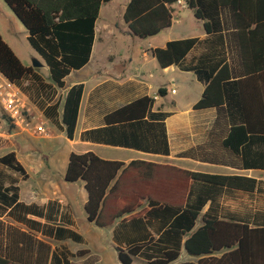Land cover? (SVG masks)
Segmentation results:
<instances>
[{
	"label": "trees",
	"instance_id": "1",
	"mask_svg": "<svg viewBox=\"0 0 264 264\" xmlns=\"http://www.w3.org/2000/svg\"><path fill=\"white\" fill-rule=\"evenodd\" d=\"M4 1L25 25L27 39L48 67L50 81L37 68L26 66L1 33L0 70L52 124L74 138L84 85L69 88L63 102L57 98L58 90L65 87V78L73 69L83 67L90 60L100 8L103 2L110 0ZM178 1L130 0L124 17L132 33L152 36L172 24L173 4ZM184 2L198 18L208 19L206 27L211 32L213 24L219 20L216 5L202 0ZM243 2L245 0H232L229 4L239 28L236 61L241 71L231 72L229 64L216 57L211 58L209 65L201 60L187 64L186 55L199 42L198 37L169 41L165 47L152 48V54L162 67L177 64L182 69L195 71L206 87L194 107H216L224 112L230 124L224 146L236 153L241 150L244 162L250 167H264V25L259 20L261 14H256L253 7L247 8ZM242 17L248 20L243 26ZM159 92L165 95L167 90L160 88ZM153 100L143 96L107 115L106 121L112 125L108 130L118 136L111 141L157 150L142 138L156 128L152 129V122L146 118ZM149 115L156 114L149 112ZM158 115L162 117L158 122L161 130L158 139L161 137L166 146V113ZM115 123L121 124L120 127L114 126ZM8 126L14 129L12 124ZM165 151L169 154L170 147ZM0 164L28 177L15 151L0 156ZM65 179L85 182L88 192L85 208L90 221L102 227L119 221L114 236L120 243L126 241L118 247L123 264H135V257L144 259L139 264H172L179 258L182 247L198 260L180 264H264L263 214L255 216L253 222L225 220L212 214L211 208L201 214L208 199L214 198L224 187L250 193L258 190V180L254 177L196 171L141 158L126 163L104 159L88 151L70 154ZM14 189L15 186L4 188L0 184V200L16 201L15 192L9 195ZM200 215L203 223L194 230ZM153 219L161 222L159 236L144 233V238L136 242L126 238L130 230L138 234L144 232ZM26 236L17 227H4L0 220V264H43L34 261V239ZM220 252L223 253L217 256Z\"/></svg>",
	"mask_w": 264,
	"mask_h": 264
},
{
	"label": "crops",
	"instance_id": "2",
	"mask_svg": "<svg viewBox=\"0 0 264 264\" xmlns=\"http://www.w3.org/2000/svg\"><path fill=\"white\" fill-rule=\"evenodd\" d=\"M112 1L101 5L90 60L83 67L73 69L65 78V87L60 88L66 90V96L73 85H84L74 138H69L65 130L52 124L36 106L31 127L0 133V156L15 151L28 173L25 178L0 164L1 186H15L16 189L10 191L9 195L13 192L17 194L14 202L0 200V220L4 227H17L26 233L27 238L33 237L32 257L43 264H123L119 259L118 247L119 244L125 245L126 241L120 243L114 236L119 221L105 227L90 221L85 208L88 200L85 182L65 179L72 152L93 151L104 159L126 163L141 158L214 174L251 176L258 180V190L250 193L224 187L214 198L208 199L201 214L211 208L210 212L219 218L251 222L255 216L264 215V167H250L244 162L241 150L236 153L224 146L223 141L230 126L224 112L216 107H194L206 87L195 71L182 69L177 64L162 67L152 54V48L165 47L169 41L198 37L199 42L186 55L187 64L201 60L209 65L211 58L216 57L223 59V63L227 62L231 72L241 71L236 61L239 55L236 32L239 28L232 6H229L232 0H202L203 3L216 5L219 20L213 24L211 32L206 27L208 19L198 18L185 3H176L173 4L172 24L148 37L132 33L124 17L130 0L122 1L115 9L103 11V4ZM243 3L247 8L253 7L256 14H261L259 20L264 25V0H245ZM113 12L117 13L111 21L108 17ZM247 21L242 17L240 23L243 26ZM120 32L127 44V51L123 54L120 49L109 48L110 44L113 47L120 45ZM146 39H152V42L146 47H134L135 41ZM133 60H136L134 67ZM150 60L155 62V71L142 65ZM190 75L198 95L175 108V100L167 98L170 93H178V82ZM67 79H70L69 83ZM160 88H165L167 93L162 95ZM143 96L154 99L146 118L152 122V129L156 128L151 133L143 134L142 138L144 143L153 144L157 150L119 145L118 140L111 141L118 137L117 134L108 130L112 125H108L107 115ZM168 102L173 106L170 109ZM149 112L156 115L151 116ZM159 113H166V146H163L161 137L158 139L161 133L158 122L162 120ZM120 125L115 123L114 126ZM39 126L46 131H38ZM54 144L60 150V160L54 153ZM167 146L170 147L169 154L165 151ZM6 170L12 176H6ZM202 223L200 215L194 230ZM161 231V222L153 219L144 232L138 234L130 230L126 238L136 242L144 238V233L159 236ZM77 235L80 239L76 238ZM23 245L21 242L20 246ZM197 260L198 257L190 255L182 247L174 263ZM143 262V258L135 257V264Z\"/></svg>",
	"mask_w": 264,
	"mask_h": 264
},
{
	"label": "rangeland",
	"instance_id": "3",
	"mask_svg": "<svg viewBox=\"0 0 264 264\" xmlns=\"http://www.w3.org/2000/svg\"><path fill=\"white\" fill-rule=\"evenodd\" d=\"M124 0H113L109 3L103 4V11L107 9H115L116 6H118L119 3H122ZM117 12L110 13L109 19L112 21L114 17L116 16ZM177 31V30H176ZM0 33L3 35L5 41L12 47L14 52L17 54V56L21 59V61L26 66H33L34 60H40L41 62H44L42 57L38 54V52L30 45L28 39H27V29L25 25L22 23V21L16 17V15L13 13L9 5L4 1L0 0ZM123 33L120 32V45H117L116 47H113L112 44L109 45L110 49H120L122 51V54L127 51L125 44V38L122 35ZM123 42V44H122ZM152 42V39H146V40H140L138 42L135 41L134 47H146L149 43ZM155 43L158 41H154ZM135 48V50H136ZM134 50V51H135ZM132 66L134 67L136 60L132 61ZM131 65V64H129ZM143 66H146L145 68H149L154 70L155 68V62L153 60H150L146 63V65L142 64ZM38 71L44 76L46 80H50L49 70L48 67L44 64L41 67H37ZM155 71V70H154ZM73 76V75H72ZM191 75L190 77L186 76L184 80H181L177 84L178 93H170L169 97L167 98L170 100L173 98L175 100L176 105L174 106L179 107L182 106L184 103H186L188 100H193L196 95L197 88L194 86L192 81ZM68 83L70 82V79H67ZM65 89H59L57 98L60 100H63L65 97ZM182 101V102H181ZM170 102V101H169ZM168 102V109L172 108L173 106ZM35 106V105H33ZM36 111V108H34ZM33 110V111H34ZM4 130L10 132L13 131V128L11 126H7L4 128ZM52 145V143H50ZM65 146V143L63 144V147ZM53 148L55 149V155L60 160V150H58L57 144L53 145ZM7 174L6 176H12L11 172L9 173L6 170ZM176 264V263H174Z\"/></svg>",
	"mask_w": 264,
	"mask_h": 264
},
{
	"label": "built area",
	"instance_id": "4",
	"mask_svg": "<svg viewBox=\"0 0 264 264\" xmlns=\"http://www.w3.org/2000/svg\"><path fill=\"white\" fill-rule=\"evenodd\" d=\"M178 3L185 2L179 0ZM33 105L22 89L0 70V133L10 124L16 129L31 127L35 107ZM37 129L40 132L46 131L42 126Z\"/></svg>",
	"mask_w": 264,
	"mask_h": 264
},
{
	"label": "water",
	"instance_id": "5",
	"mask_svg": "<svg viewBox=\"0 0 264 264\" xmlns=\"http://www.w3.org/2000/svg\"><path fill=\"white\" fill-rule=\"evenodd\" d=\"M43 65H44V62H41L40 60H37V59L34 60L33 67L37 68V67H41Z\"/></svg>",
	"mask_w": 264,
	"mask_h": 264
}]
</instances>
